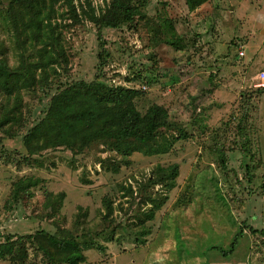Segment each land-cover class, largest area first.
<instances>
[{
	"label": "rangeland",
	"instance_id": "obj_1",
	"mask_svg": "<svg viewBox=\"0 0 264 264\" xmlns=\"http://www.w3.org/2000/svg\"><path fill=\"white\" fill-rule=\"evenodd\" d=\"M73 2L78 13L81 7L90 12L91 4L101 14L111 0ZM187 2L150 0L135 29L100 27L87 17L76 23L63 2L48 9L70 65L37 94L25 93L21 128H0V244L7 235L43 229L77 238L84 264H264V0H207L194 11ZM102 43L108 55L100 71ZM4 45L17 68L23 52L18 34L0 18ZM98 74L107 86L136 90L142 115L155 105L169 110L176 129H165L166 138L181 135V128L189 137L163 157L135 153L129 165L108 143L74 156L52 150L34 156L37 163L25 159L23 137L44 118L51 97L73 82H95ZM176 164L173 190L148 184ZM29 178L43 183L26 205L11 204L14 184ZM63 192L60 213L51 215L46 194ZM166 197L155 219L141 225L152 208L142 200ZM106 201L113 205L109 217ZM14 255L0 257V264H18ZM25 264L51 263L30 249Z\"/></svg>",
	"mask_w": 264,
	"mask_h": 264
},
{
	"label": "trees",
	"instance_id": "obj_2",
	"mask_svg": "<svg viewBox=\"0 0 264 264\" xmlns=\"http://www.w3.org/2000/svg\"><path fill=\"white\" fill-rule=\"evenodd\" d=\"M143 1L142 5H133L132 0H111L106 10L97 14L91 4L90 12L81 7L82 12L78 13L73 0H6L2 4L6 11L2 13L0 8V18L18 34L21 45L18 47L23 52L20 53L19 66L13 69L6 56L8 50L6 51L5 45L0 46V98L5 100V103L0 105L2 120L0 128H5L10 123L17 126L20 123L21 128L24 120L25 93L37 94L42 87L48 86L52 74H59L60 68L66 71L70 65L62 32L57 26L52 25L49 16V10L52 12L55 4L65 3L71 19L76 23L87 17L90 22L100 27L117 29L122 25H128L135 29L138 20L145 18L144 9L150 2ZM206 1L188 0L187 4L189 10L194 11ZM101 49L100 71L105 66L108 55L104 43L101 44ZM100 77L101 74H98L95 82L76 81L59 88L51 97L44 118L28 129L23 137L27 151L25 159L30 157L37 163L38 160L34 159V156L52 150H67L74 156L84 153L96 143H108L114 152L127 159L129 165L135 153L143 154L147 158L163 157L170 153L177 141L189 137L181 128V135L172 140L166 138L165 129H176L170 120L169 110L155 105L146 115H142L135 102L138 96L136 90L122 86H107L99 82ZM12 129L6 130L11 131L10 137ZM221 162L224 165L225 159L221 158ZM117 170L115 168V172ZM179 171V165L176 164L165 178L149 179L148 184L155 186L164 183L168 190H173ZM167 180L172 181V184L165 183ZM40 183H43V180L35 178L19 180L13 186L10 203L23 202L26 205L30 201L31 190ZM65 199L64 192L57 195L46 194V210L51 215H57ZM167 200V197L160 203L152 198L142 200V204L149 202L152 208L145 213L147 218L141 219L140 224L145 225L146 222L153 221L156 211H160ZM113 212L112 203L106 201L105 216L109 217ZM251 231L257 233L255 229ZM261 233L264 235V230ZM4 241L0 244V257L15 254L12 259L18 264L27 262L30 249L41 253L51 264H84L87 261L80 242L70 234L60 237L40 229L25 236L7 235ZM236 242L235 240L233 245Z\"/></svg>",
	"mask_w": 264,
	"mask_h": 264
},
{
	"label": "built area",
	"instance_id": "obj_3",
	"mask_svg": "<svg viewBox=\"0 0 264 264\" xmlns=\"http://www.w3.org/2000/svg\"><path fill=\"white\" fill-rule=\"evenodd\" d=\"M240 55L243 57L245 54L242 52ZM259 80L261 81V86L264 87V73L259 76Z\"/></svg>",
	"mask_w": 264,
	"mask_h": 264
}]
</instances>
